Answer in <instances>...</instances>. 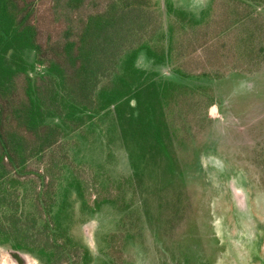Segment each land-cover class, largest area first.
I'll return each instance as SVG.
<instances>
[{
	"label": "trees",
	"instance_id": "obj_1",
	"mask_svg": "<svg viewBox=\"0 0 264 264\" xmlns=\"http://www.w3.org/2000/svg\"><path fill=\"white\" fill-rule=\"evenodd\" d=\"M34 4L0 0V242L55 264L73 247L75 203L81 211L111 203L90 206L92 185L113 183L123 197L141 182L137 172L114 178L115 152L128 155L131 145L177 169L169 156L180 136L175 122L184 120L188 96L199 88L202 97L222 74L183 73L177 56H190L189 36L202 28L198 41L214 23L209 8L195 16L169 2L161 13L155 0H50L61 32L40 42ZM141 57L150 69L138 65ZM166 66L172 79L161 76ZM48 236L45 252L39 243Z\"/></svg>",
	"mask_w": 264,
	"mask_h": 264
},
{
	"label": "rangeland",
	"instance_id": "obj_2",
	"mask_svg": "<svg viewBox=\"0 0 264 264\" xmlns=\"http://www.w3.org/2000/svg\"><path fill=\"white\" fill-rule=\"evenodd\" d=\"M155 1L161 13L170 2L195 16L209 3ZM211 17L214 23L203 38L195 40L202 36V28L188 37L191 55L177 56L184 71H223V78L212 85L219 108L208 110L214 121L202 122L204 101L199 104L192 97L190 106L183 108L184 120L175 122L179 133L188 127L195 145L208 146L210 153L201 155L199 170L182 172L189 159L175 155L173 162L181 165L174 169L163 160L166 157H144L130 145L129 154H121L116 162L114 175L118 178L120 170L127 176L137 172L141 179L137 197L147 202L141 209L142 230L131 231L133 244H124L115 228L120 215L113 208L103 206L94 217H85L88 225L78 222L72 230L76 240L82 241L81 234L87 236L95 259L111 264H264V241L248 249L250 239L264 237V0H214ZM51 20L50 0H35L30 22L39 28L40 42L47 36L55 39L61 32V25ZM201 43L204 48H199ZM138 65L149 69L151 63L141 57ZM93 192L101 198L114 195L110 188L96 186L86 192L90 205ZM23 195L29 196V191ZM238 200L248 203L247 220H240L233 211ZM78 210L75 218L80 221L84 218L78 217ZM107 235L112 237L108 245L103 243ZM256 251L263 259H254ZM6 261L2 257L0 264Z\"/></svg>",
	"mask_w": 264,
	"mask_h": 264
},
{
	"label": "flooded vegetation",
	"instance_id": "obj_3",
	"mask_svg": "<svg viewBox=\"0 0 264 264\" xmlns=\"http://www.w3.org/2000/svg\"><path fill=\"white\" fill-rule=\"evenodd\" d=\"M249 1L251 2V0H249ZM208 2L209 3H207L206 9L209 8V12L211 14L212 13V9H213L214 0H209ZM150 68H151V66H150ZM164 68H167V69L169 68L170 75H169L168 72H165L163 70ZM159 71L161 73L162 78L172 79L173 76H176L174 74V72H173V69L171 67H168V66L162 67L161 69H159ZM182 72L183 73H188V74H193V75H200L202 73L212 74L209 71L206 72L205 70H201V71H191V70L190 71H188V70L184 71V70H182ZM216 72H219L220 74H223V71H216ZM222 78H223V76L221 78L214 79L212 84L208 83L207 85H205L204 89H206V91L202 88V91H203V96L202 97H200V95H199V92H200L199 88H198L197 92L191 93L188 96L189 103H190V101L193 102V98L192 97H197V99H198L197 102L199 104L201 103V100L204 101V108L205 109H203V110L205 111V118L201 119L202 122L213 120L208 115V110L210 108H212V107L219 108V103L215 99L214 96H213V102L211 103L208 91L211 90L212 91L211 94H214L212 85L214 83H216L217 81H220ZM195 84L198 85L197 87H200V81H198L197 83L195 81L190 82L189 87L194 89ZM191 136L192 135H190L189 129H187L183 133H180L179 137L176 136V138L173 141L171 153L169 154V156L173 155V158L176 155L177 157H180L182 159L183 158L189 159L186 162L187 163L186 165H184V164L182 165V168H183L182 172H186L185 170L187 168H190V170H193V171H195V169L199 170L200 169L199 168V163H200L201 155L210 153V149H209L208 146H206V145L196 146L194 140H191V138H190ZM189 142H192V143L189 144ZM121 154H126V153H124V152H115V160H116V162L118 161V159H119V161H121L120 160ZM125 161H126V159H125ZM179 165H181V164L180 163L178 164L177 162L174 163V167L177 166V169L179 168ZM124 166H125V164H123V169H124ZM119 173L124 175V176H127L125 174L126 172H122L121 170H120V172H118V174ZM128 177H132V176L128 175ZM114 178H116V177H114ZM111 184H113V183H111ZM92 186H94V188L96 186L98 187V185H92ZM110 186H112V187H110ZM236 186L237 185H234L232 188L235 189ZM94 188H92V190ZM108 188H110L114 192V195L110 194L111 197L101 198V197L98 196L97 192H93L92 193L93 196H92V200H91V205L89 203L88 204L90 206H92V204L95 205L98 201H103L104 199H106L107 201H111V203L105 204L103 206H109L110 208H113L120 215L118 220L116 221L115 228L119 232L122 233L124 244H133V240H134L135 236L131 233V231H135L137 228H140V230H142L141 229V221L143 219L141 218V209L145 208V204H147V202H146V200L137 197V194L139 193L137 185H134V190H135L134 192L130 191L129 186H127L126 192L123 195V197H120L118 195L117 185H115V184L107 185V189ZM92 190H89V191L92 192ZM109 192H110V190H109ZM229 192L231 193V195H234L233 192H235V191H232L231 188H230ZM235 194H237V193H235ZM31 195H33L32 189H31V191H29V196H31ZM238 201H236V205L234 204L233 211L235 210L237 218H239L240 220H247L250 217L249 210H248L249 209L248 203L243 204L242 203L243 200L242 201L238 200ZM244 202H245V199H244ZM27 203H28V201H27ZM103 206H100L99 208H92L91 211H88V210L81 211L79 203L76 202L75 205H74V212H75L74 213V220H75V224L79 222V223H81V226L82 225L83 226L84 225L85 226L88 225L87 224L88 223V219H85V217H89V218L94 217L95 214L100 212L99 210ZM77 209H79L78 210V217L80 218V215H81V218L82 217L84 218L83 220L80 219V221H78L75 218V215L77 213ZM27 210H29L30 215H34L33 209L29 205H27ZM237 210L242 212V213H244V214L239 215ZM237 221H238V219H237ZM75 224H73V226L71 227V229L69 230V233H68L69 237L73 241L72 242L73 247L69 251V256H68L69 258L67 260L65 258H63V259H61L59 261H55V264H98V263H100V264H111L110 261H106L105 259L104 260H99V259H95V257H93L92 252L90 251V249L88 247L87 236L85 234H81L82 241L76 240V237L73 234V230H72V229H74ZM37 230H39V229H33L31 231V234H33ZM257 230L260 231L258 229V227H257ZM108 238L112 239L111 235H107L105 237V241L103 239V243L105 242L106 245L109 244V241L107 242ZM263 238H264L263 236L262 237L260 236V241H259V238H257V235H256V237L253 240L250 239V241H248V244L250 245V248H248V249H253V246L251 247V244L257 243V245H259V244L261 245L263 243V241H264ZM91 240H92V237H91ZM247 240H249V239H247ZM39 245L42 246V248L45 250V252H49L51 250L50 242H49V236H48V241L47 242L42 241V243H39ZM28 246L29 247H36L37 244L36 245L35 244H29ZM257 252L258 251H256V253L253 255L254 259H259L258 257H261V255L258 254ZM2 257H5L7 259V261L5 262L6 264H47V262H46L44 257H40V256H38L36 254L35 255L31 254V253H29L27 251H24V250H16L12 246V244L9 243V242H7V243L0 242V263H1V258ZM10 257L11 258L14 257L16 259V261H12L10 259Z\"/></svg>",
	"mask_w": 264,
	"mask_h": 264
}]
</instances>
